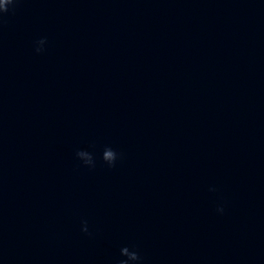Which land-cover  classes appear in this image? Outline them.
I'll return each instance as SVG.
<instances>
[{
  "label": "water",
  "instance_id": "obj_1",
  "mask_svg": "<svg viewBox=\"0 0 264 264\" xmlns=\"http://www.w3.org/2000/svg\"><path fill=\"white\" fill-rule=\"evenodd\" d=\"M4 19L0 264H264V0H20Z\"/></svg>",
  "mask_w": 264,
  "mask_h": 264
},
{
  "label": "clouds",
  "instance_id": "obj_2",
  "mask_svg": "<svg viewBox=\"0 0 264 264\" xmlns=\"http://www.w3.org/2000/svg\"><path fill=\"white\" fill-rule=\"evenodd\" d=\"M20 2V0H0V27L3 26L5 22V14L9 13L10 11H15L16 5ZM37 47L35 49L36 52L42 51V45L45 43L44 39H40L36 42ZM76 156L80 158L83 163L87 166L94 167V160L91 153L87 151H77ZM118 154L111 148H105L102 153V160L107 163L109 167L114 165L115 160L117 159ZM217 212L222 213L223 208L218 207ZM82 231L87 233V227L82 228ZM120 256L126 257V259H121L117 261V264H130V262H139L141 261V256L139 252L135 249L129 250V247H122L120 249Z\"/></svg>",
  "mask_w": 264,
  "mask_h": 264
}]
</instances>
